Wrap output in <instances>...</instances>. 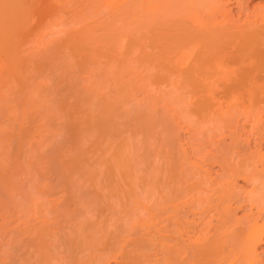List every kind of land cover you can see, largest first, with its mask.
<instances>
[{
	"label": "bare ground",
	"instance_id": "bare-ground-1",
	"mask_svg": "<svg viewBox=\"0 0 264 264\" xmlns=\"http://www.w3.org/2000/svg\"><path fill=\"white\" fill-rule=\"evenodd\" d=\"M231 1L232 0H0V136H3L2 133L6 134L5 136L0 137V146L2 147L1 149L4 150L3 151L0 149V158L1 156L3 157V155H5L3 157V159H5L4 162L7 161L10 165L15 164L14 161H17L16 163L17 166H19L18 163L23 162L21 160H20L21 162L18 161V159H20L18 155L20 157L22 156V154L26 155V153L29 150V147L31 146L29 144L32 142V138L29 135V133L30 131L31 133L34 132L32 130L33 127H30L31 124L30 121L31 120L33 121L36 115L34 116L32 115V112L30 113V110H32L30 109V107L32 108L33 106L35 109L38 110V111L36 110L37 114H40L39 113L40 109H38L40 106L36 107V105L37 104L38 105L42 104V106L43 104L45 105V101H46L45 95L47 93H50L49 90H50V85L52 83L55 84V85L53 84L55 88L52 85L55 90L53 89L54 91H51L52 93L51 96L55 94L57 97H55L54 95L55 98H52L51 101L53 102L54 99L58 98V100L56 99L55 101V103L56 102L58 103H56L57 104L56 108L52 103L51 107H54L55 109L51 108L52 111L53 110L54 111L53 112L51 110L50 111L54 113L55 115L54 117H57V120L54 121L56 122L61 120L62 119L61 117H63L64 120V116H63L64 114H62V112L64 110L67 111L66 110L67 108L65 107H68L66 101H65L66 102L65 105L60 104L59 101V98L62 96L61 93L65 91V88L63 87L65 84L67 85V82L65 83V81L71 83V80L73 79L71 77H74L75 80L73 79L72 81L74 82L75 85V81L78 82L79 79L80 80L78 83L81 82L82 84H85L83 78L91 79L95 84V85L93 84L92 89L94 88L93 91L96 92L95 95L93 96L95 102L93 107L91 105L92 107L91 111L89 112L90 106H88L90 105L89 104L91 101L90 99H89L90 101L89 100L87 101L89 102L87 104L89 109H87L86 102L81 104L78 101L81 104V107L76 106L74 102H73L74 106L73 105L71 106L73 107L72 109L73 113L75 111L77 113L78 107L82 108L84 104L85 107L83 106L82 109L84 110L86 109V112L87 113L89 112L91 116L90 117L84 110L83 112L86 114V115L84 114L85 116L82 115L81 113L79 114V112L77 113L81 116V118L79 119H81L82 121L83 119L85 121L86 118L87 119L86 122H87L89 118V121L87 122L89 124L86 123L85 124L88 125V127L90 126L89 128H91L94 134L93 137L94 139L89 138V140H87V137H89L90 135H88L89 133L87 134V131H84V128L86 126L83 124H82L83 126L80 125V122L82 123V121L79 120L80 122L78 124L80 125L81 129H83L84 134H80L82 131L80 130V127L78 125L79 128H77V131L79 132L81 131L80 133L78 132V136L79 134L81 136L83 135V137L88 135L85 140H84L85 137L84 138L82 137L83 139H81L80 141L81 145L79 146H82V144L84 143L83 147L86 148L87 142L89 144L91 139V146L90 144L87 145L89 149L90 147L92 148L94 147L95 148L94 152L93 149H90L92 151H88V152H86V150L83 151H85L87 154L91 152L90 156L96 153L97 157L96 155L95 157L97 159L91 157V161L93 162L91 163L90 161L89 163V161L86 159L90 160V158L89 157L87 158V155L85 156V154L82 153L83 152L82 150H81L82 154L77 153L78 151L77 149L76 152L71 150L73 153L69 152L70 153L69 155L72 154L73 156H69V158L71 157L70 159L74 160L73 159L74 156L75 159L77 156V158L79 157L78 161L77 160H76L77 162L74 161L75 163L74 162L72 163L71 161L70 162V164L72 163L71 166H69L70 164H67L68 167L66 166L67 168H65L64 167L65 164H64L63 167L65 168V170L70 168L68 169L67 172L69 174L70 173L76 174L75 175L76 178H74V174L73 176L71 175L69 176L67 172L65 173L66 175L65 174L63 175L64 177L68 176L66 177V179L70 178L69 180H65V181L70 182L73 177L75 179L74 182H76L77 181L76 179H78L77 174L80 173L79 170H81V168L85 166V164L83 166L82 163L87 164L88 161L89 164H93V165L96 164L95 167L97 168H94V170H92L93 172L90 171L92 172L91 173L92 175H90V177L92 176L94 180L93 178H90V180L88 181V182L93 181L90 183L94 185L93 187L95 188V190H93L94 188L91 186V184H90V188H92L93 192H97L96 188L98 187L97 188L99 192V193L97 192L98 195L102 194L103 192L104 194H102L101 196L106 198L108 201L109 199L113 201L114 206L112 205V207L117 206L116 207L117 209L108 208L109 207L108 205L110 203L106 199H104V201L106 200L104 203L106 202L109 203L107 204V207H105L104 204L97 206V204H100V201H103V199L102 198L99 199L96 193L95 194L96 198L99 199L100 201L96 199L97 201H99L96 204L95 203L96 200H94L95 202L92 201L93 199L90 201L87 200L88 203L87 201L86 203L88 205L86 203L85 204L88 206V208L87 206H85L84 207L85 210H84L82 208L84 206L83 205L84 198L82 199V202H80L79 199H81V195H77L79 189H77L76 191L74 190L73 192L74 194L71 195L69 194L70 197L68 196V198H70V200L73 199L72 201L74 202L72 203L75 204L76 208L78 206L81 207L80 209H77L78 213L79 211L81 212L83 210L85 214L82 212V215L84 214L85 215L84 219L88 218V220L87 219L84 220L83 219L84 216H83L82 220L86 221L83 222L81 220V217L72 218V214H70L71 215L70 216L69 213L68 214L65 213L67 217L69 216L67 222H65L66 216L65 215H64L65 217L63 216L65 220L63 219V217H61V215H63L64 213V212L62 213V211H64L62 209L61 215L60 214L58 215V213L56 212L58 218H55V221L51 220L54 221L53 223L56 226L54 224L53 226H51L50 224L49 225L46 224L47 227L51 226L50 228L49 227L47 228V231L51 229V231L49 230L50 231L48 235L49 237L47 235L46 236L43 235L45 223L42 224L38 222L39 225L36 224L38 227L40 226L38 228L36 225H34L35 223L34 222L33 225L35 227L33 226L32 227L34 228V230L38 228L36 232L35 231L31 232L30 230H28L27 226L25 225H27L29 220L32 221V218L26 220L30 214V212L29 213L27 212L28 213L27 217L20 218L21 220L22 219L26 220V222L22 220L26 224L24 223L22 224L24 227H22L21 230L24 229V232L23 234L21 232V234L23 235L22 237L24 239H25V235L28 234L26 235L27 236L26 239L28 237L32 238L33 240L31 241L34 243V245L32 244L31 241L29 242H31L32 245L29 244V242L26 239L25 242H28V244H24L22 242L24 241V239L22 238V241H19V244H17L16 246H19L20 248L22 247V249L28 247L27 248L28 252L26 251V253L30 254L29 251H31V254H33L32 256L36 254L32 258L34 259V261L35 258H37L36 260H38L42 256L43 243L42 245L40 243L42 240L47 242L50 239L48 241L49 242L48 244L49 245L52 244V246L56 245V242H58L59 240L61 241L62 237L59 240H57L59 237L58 238L56 237L55 239V235L57 234L53 233L52 227L55 226V228L58 229L57 226L58 223H60L61 225H59L58 232L62 231L61 234H63L64 230H60L61 229L60 227H62V223L64 222L66 224L67 223L72 224L71 221L73 220L74 222V219H76L77 221L76 220L75 221L79 223L76 222L73 223L72 224L74 225L73 227L70 224H68L67 227V225L63 223V227H66L69 230L67 231L66 229V232L67 233L69 232L71 234L68 235L67 233H65V235L67 234L66 235L67 237L62 239V243H64L67 247L65 248L66 250L64 251H67L69 249H74L76 251V254L78 255L74 253H69L71 256L73 254L75 256H79V254H81L83 251H86L89 252L90 256L83 259L81 258V256H79V260H78L77 257L73 258L74 257L73 255L72 256L73 260L72 259L69 260L68 263L66 261V258L70 259L69 255L67 254L63 255L64 251L63 252L61 251L62 253L59 251V253L58 252L56 253L58 254V256L60 254V256L62 255L63 257H66L61 259L59 258L61 261L63 259V261L60 264H63L64 262L65 264L66 262L68 264H99V261H102V259L104 260L102 263H104L106 260L104 259L106 258L105 256L111 253V257H112L113 256L112 253L115 250L114 245L116 243L119 244L122 240L124 241V243L122 244L120 243L121 244L120 246H122L123 248V246L125 245V247L124 249H119V251L121 250L122 256L124 252L125 258L124 256L123 258L125 259V261H127V264H264V256H263L264 255V248H263L264 247V141H263L264 138L262 137V135H264L263 134L264 120H260V117L264 112V10L262 11L261 9H259L258 12L252 15L250 14V15H246L245 18L239 17L236 19L232 15L231 10L226 9V4L231 3ZM67 70L68 71L71 70V71L68 72ZM67 76L71 78V80L63 79V77H67ZM51 79L54 82L48 83V80L50 82ZM62 79L64 80L65 84L61 83L63 82ZM145 80H149V81L151 80L152 82L154 81V83L157 84L161 82L169 85L170 83V85L171 84L173 85V89H176L175 90L176 92L180 91L195 99L194 101H190L186 105V110L188 108V114H191L192 116H195L197 118L196 121L198 122L196 124L202 123V125L203 124L207 125L206 127L207 130H205L206 129L205 128L204 130L200 131L199 134L197 133H195L196 135L192 134L193 136L189 140H187V142L189 141L188 143H190V145L189 144L187 145L186 143L185 144L189 147L191 146L193 155L194 156L198 155V158H201L200 160H202V162L205 161V159L206 160L208 159L212 164V162L215 161H211V160H217L215 163L218 162L217 165L219 164L221 173L220 176L218 177L216 176L217 177L216 179L214 178L215 180L210 178L209 179L204 178L205 175L201 174L202 173L201 171L203 169L201 168L202 166H200L199 163H197L196 161L195 163L191 161L190 160L191 156H189V152H187L188 153L187 154L186 151H184L186 150L183 148L184 146L182 147L183 144L180 145L181 142L179 140L180 138L179 135L175 136V134L179 132L180 128L179 130H177L178 132H176V129L175 131L172 130L174 129L173 121H176L173 120L175 116L172 119L173 121L171 119L169 120V118L170 117L172 118V116H169L168 119H166L169 121V123H171L170 121H172V125L168 124V121L164 119L161 120L160 124H158L157 119H154L155 117L153 118L151 117V119L146 120V118H144V116L140 113L141 110L137 106H136V108L138 109L137 112L136 109H133L134 111L128 110V112H125L127 111V109L124 110L125 104L127 103L129 105V104H133L132 102L135 103V101L131 99L132 98L131 95L135 96L136 94L130 89L132 87L129 86L128 88L127 85L129 84L128 82H134L135 84V82L137 83V81H145ZM124 81L125 84L122 83ZM46 84L49 86L48 89L45 88ZM74 85L72 86L75 87ZM103 85L105 87V90L103 89L104 88ZM105 85L108 87L107 91H106L107 87ZM82 87H85V85L81 86V88H79L78 86L79 89H82ZM137 87H134V91L140 93V91L143 88L144 89L146 88V85L145 87H143V85L138 87L140 89L138 91H137ZM158 87L160 86L158 85ZM42 88H44L45 91ZM66 88L68 89L69 87ZM147 89H146L147 93L150 92L149 89L148 90ZM42 90L44 92L47 91V93L45 94ZM60 90L62 92H60ZM73 90L75 91V89ZM83 90L87 91L86 87ZM162 90L164 91L165 89ZM82 91H80L81 95L86 92V91L85 92ZM131 91L134 94H132ZM142 91L144 92V90ZM97 92L99 95H102L100 96L102 98L104 96L106 97L105 93L107 94L109 92L108 94L110 97L109 99L104 97L105 98V99L103 98L104 101L108 99L105 102L100 101L103 99L99 97ZM103 92H104V96H103ZM67 93L68 91L66 90L65 94L67 95V97L65 98L68 99V97H70L76 100L74 97L69 96V95H73L74 93L73 94L72 93L67 94ZM147 93L145 94L147 95ZM80 94H79L80 97H82L83 95H85V97L83 96V98L88 97V92H86V94H83L82 96ZM136 96L135 98L137 99ZM154 97H156V95H154ZM181 97H179V99ZM65 98L63 97L62 99ZM130 99L132 100L131 103L127 101ZM187 99H189V97H187ZM217 99L218 100L222 99L221 103L217 104L218 101ZM181 100L183 99L181 98ZM211 100H213L216 104H214L213 101L211 102ZM142 103L144 104L145 101H143ZM148 103L151 105V103L153 102L150 103L148 99ZM183 104L184 103H182L181 105L182 107L184 106ZM61 105L63 106L61 107ZM150 105H148L146 110L151 114L154 113L156 110L154 108V103L152 106ZM94 106L100 108L99 112L95 109ZM125 107L128 108V106ZM180 108L181 107H179V109ZM60 109H62L63 111L60 112ZM183 109L185 108L183 107ZM68 110L70 111L71 109H69L68 107ZM166 110L168 109H165V111ZM65 111L63 113H65ZM117 111L118 113H116ZM132 111L135 112L136 114L135 116L132 114ZM174 111H176V109ZM179 111H178V115L180 113ZM35 112L33 114H35ZM94 112L95 115H93ZM96 112L98 114H96ZM186 112L182 114H187ZM43 113H45V111ZM76 113H74V115H76ZM126 113H129L127 114L128 119H125L124 117ZM58 114H61L62 116L61 115L59 116ZM67 114L70 115L71 112L67 111ZM131 114L134 117L131 116ZM174 114H176V112ZM27 116H31V118L32 116L34 117L33 119L28 120L29 117ZM82 116L85 118H83ZM121 116H123L124 118H121ZM154 116H157V114ZM119 118L121 120H119ZM184 118L185 117H183V120L187 121V119ZM239 118H241V120L243 119L242 121H244L243 122L244 124L242 122H239ZM39 119L40 121L38 120V118L35 119L37 120L36 123H38L36 125L38 126L41 125L40 127H43L44 130V126H42V123L47 119L46 120L44 119L43 122L41 121V118ZM66 119H67L66 122L68 123L67 127L70 126L67 128V130L71 131V127H72L71 122H75L74 121L75 119L74 120L71 119L72 120V121L70 120L71 122L68 120V117ZM122 120H125L123 121L125 122V124H127L126 121L130 122L129 124H131L133 128H131V125L130 126L125 125L122 122ZM76 121H78V119ZM111 121H114L115 123L117 122L113 128L114 133H116L115 131H117L115 129L119 128V130L125 135L127 132L129 135L130 132L129 135L130 139L135 138L137 136H139V138L141 139L142 138L141 134L148 137V140L146 142H148L149 139L151 142L149 146L145 147L144 145V147L146 148L144 150L147 149L150 151L153 150L152 153L155 154L154 155L155 157L153 156V154L151 155L147 154L150 152L148 150L146 152L147 155L145 156L144 154L145 151H142L143 150L142 149L143 147L141 146L142 144L139 143L138 141L136 143L140 145H134L136 143H134L135 141L133 142V139L132 142H130L131 140L128 141L129 140L127 138L128 135H126V138H123L121 141L120 139L121 132L119 130H118L119 132H117L118 135L117 133L115 135H113L114 133L112 134L114 137L113 138L111 133L109 132V130L112 128V124L110 123ZM120 121H121L120 124L123 123V125H125L124 126L126 127L125 130L127 129L126 133L123 132L124 130L123 126L117 125ZM40 122L42 123L40 124ZM33 123L35 124V122ZM65 123H63V125ZM43 124L45 126L47 125L45 124V122ZM63 125L61 127H63ZM248 125H252L250 126L251 129H254L256 126L258 129V125L259 128L262 129L261 132L259 131L260 129L258 130L259 139H257L258 142L254 144L253 152H251L253 150L252 148L253 145L251 140L252 139L251 137L253 135L252 134L253 130L251 129L249 130ZM57 126H60L59 123ZM8 127L10 131L13 130L12 133H14V131L17 130L18 134L17 132H15L14 134H12L11 132L7 133L9 132L8 130L6 132V129H8ZM128 127L130 128L128 129ZM74 128L75 127L73 126L72 130H74ZM60 129L61 128H59V130ZM62 129H66V126L65 128ZM130 129H134L133 130L134 132L137 131L138 133L137 132L135 133L137 135H135L133 131H130ZM156 129L159 130L158 137H160L159 135L161 134L169 142L170 141L174 142V140L178 139L175 141L176 147L178 146V148H174V146L173 147L170 146L171 143L173 145L175 144L173 142H170L169 145L165 143V149L163 148L164 152H162L157 147V145L158 144L160 145L161 142L157 143L156 141L155 144V142H152L153 140H155L153 138V135H150ZM200 129H202V127H200ZM71 132L69 133L71 134ZM73 132L72 134L76 133V131L74 133ZM38 133H40L39 134L40 136L41 132L39 131ZM244 133L247 134V137L245 139L242 138ZM34 134H36V132H34L33 135ZM198 135L200 139L203 140L202 142L206 146H208L209 143L211 144L214 143L213 142L214 140L211 142L210 140L208 141L207 140L208 137L210 138L216 135H220L218 138L219 139L221 138V140L218 141L217 146H215L217 149L214 154L213 152L209 151L210 148H208L209 149L208 150L203 147L205 150H208L205 152L206 154L203 153L201 150H199V148L202 147H200V144H198L199 143V141H197ZM61 137L63 138V135ZM40 138H42V136L39 137V139ZM227 138L229 140V143L226 142ZM109 139L117 143L113 144V141L110 142ZM116 139L117 140L120 139L119 141L122 145L118 144L119 141H117ZM41 140H39V142ZM66 140H68V138ZM159 141L163 142V140L161 139ZM24 142L26 143L27 146L29 145L26 153H24L25 151H23L26 149L23 146ZM101 142L102 144H105L106 148L104 147L103 149V147H100L102 146V144H99ZM255 142L256 140L254 141V143ZM6 143L9 144L8 145L9 147L10 144H13V146L14 145L17 146L15 147V149L17 148V152H15L16 154H18V155L15 154L17 156V159H15L16 158L15 155H13V157L10 156L12 155V152H10L9 153L10 155H8L10 149H8ZM39 144L37 142L38 148H40ZM44 144L46 145V143ZM92 144L95 146H92ZM154 145L156 146V148H154L155 147ZM5 146L7 147L8 152L5 150L6 149ZM13 146H11V148H13ZM134 146H137L138 149H136L137 147ZM139 146H141L142 148ZM151 146L156 150H154ZM31 147H30V155L31 154L33 155V153H31L32 152L31 149L35 150L37 148H31ZM83 147H81V149ZM19 150L23 151V153L21 152L18 153ZM157 150L161 152L160 156L159 154H156L158 152ZM55 152H56V148H55ZM200 152L203 153V155ZM37 154L38 153L36 152V154L34 155L35 158L37 156L39 157V154L38 155ZM43 154L45 156V153ZM76 154H78L79 156ZM6 155L12 157L11 160L14 161L12 162H10L11 160L8 161L7 159L9 158L6 159V157H8ZM148 155L150 157L153 156L154 158L153 157L148 158L147 157ZM81 156L82 158L86 157V159H84L83 161ZM156 157L157 159L158 158L160 159L161 157V161L158 159L159 161L157 163ZM24 158L26 159L27 157ZM152 158L154 161H152ZM55 159H57V157ZM79 159L81 161H79ZM149 159H151L150 161L153 163L152 165L151 162L148 161ZM94 160L97 162H95ZM31 161H33V159ZM147 161L150 163H147ZM53 163L55 162L53 161ZM62 163H66V162H62ZM76 163L78 164V166H76L78 170L75 169L76 168L75 165H77ZM5 164L9 165L7 163ZM55 164L57 165V163ZM58 164H60L61 166V163L58 162ZM10 165L7 166L9 167L7 168L8 170L7 169L5 170L3 168L4 172L1 171V173L6 175H4L5 177H3V174L0 173V178H1L0 180L4 178L5 179L9 178L8 180H5L6 182L10 180L7 184H9L12 180L13 182H11V184L13 183L12 185H15L16 184L14 180L16 177L15 173H17V175L19 176L20 175L19 172L22 171L21 168L23 166H20V168L19 167L15 168V166L12 165L14 167L11 170V172L14 170V168L15 170L18 171L15 172L14 170L12 173L8 174L7 172L10 171V168L12 167V166L10 167ZM32 165L36 167L37 163L35 164L32 163ZM25 166L26 165H24V168ZM91 166L92 165H89L90 169H93L92 167L94 166L92 167ZM34 167L30 165V167L28 166L27 169H23V172L21 173L25 174L29 172L28 173V175L30 174L29 177H34L35 175V177L37 178L38 174L43 173L42 175H45L46 172L50 170V168L48 167L49 170L47 169L48 171L45 170L46 172H44L43 171L45 169L44 167V169L40 168L43 169L42 170L43 172H41L40 170L38 172L37 170L38 168L36 167L37 169L35 170ZM57 167L58 166H56V169L59 168ZM31 168L35 170L34 172L36 171L37 172L36 173L33 172L32 174ZM86 169L81 171L85 172ZM24 170H27V172H25ZM52 170L54 169L52 168ZM62 170L64 169L62 168ZM74 170H76L77 172L76 171L74 172ZM88 171L89 170H87V172ZM51 172L54 173V171ZM42 175L40 177H42ZM87 176L89 177V175ZM87 176L85 177L86 179ZM94 176L95 177L97 176L98 179L99 177H101L100 179H102V181H100V183L99 182L97 183L98 180ZM119 176L121 181L118 178ZM36 178L35 179L31 178L34 180H31V183L29 182L28 183L29 185L25 187V189L26 190L28 189V191L22 189L23 191L24 190L25 191L24 192L21 191L23 193V196H21L22 193L18 195V197H20L18 198L19 200L17 199L18 203H21L22 199L23 200L26 199L25 196L30 198L31 196H33V195L30 196V194L37 193V192L34 193V190L35 191L40 190L38 186H35L36 181L39 184V180L38 178L36 180ZM50 179H52V177ZM103 179L105 180L104 182ZM115 179H117V181ZM28 180L29 178L26 177V182ZM190 180L193 183H189ZM238 180H244V182L247 181V183L248 182L251 183L252 188L251 191H249L250 193L246 195H241L242 190L241 191L236 190V185L239 184V183L237 184ZM2 181L3 184L6 183L4 180ZM94 181L98 185L105 183L103 184L105 188L102 185L99 186L96 185ZM49 182H51V180ZM77 182H76L77 185L74 184L75 186L83 184V181H81V184H78L80 183V181L78 183ZM84 182H86V180ZM86 184L87 182L85 183V185ZM32 185H34V187L35 188L37 187L38 189L37 190L33 189L34 187ZM122 185L126 189L122 187ZM1 186L2 185H0V188L3 192L4 190H7V189H2L4 185L2 187ZM28 186L29 187L31 186L30 188L32 191L29 190V188H27ZM47 187H49L50 191H52L50 186H46V188ZM100 187H103L104 190L103 191L100 190L102 189ZM119 187L120 188L122 187L121 188L122 191H120ZM44 188L45 187H43L42 189ZM54 188L56 187L54 186ZM86 188L88 189L89 187ZM11 189H13V191ZM11 189L4 192V194H6V197L3 195V193L0 196H2V198L4 197L5 199H7V197L9 198L13 192L15 195L16 191H18L16 187H13ZM47 189L45 190L47 191ZM105 189L107 193L104 192ZM19 190H21L20 187ZM8 191L11 192L8 193ZM30 191L31 193H28ZM72 191L73 190H69V193H72ZM39 193L41 195V192H38V194ZM105 193L109 194V196L105 195ZM75 194L77 196H74ZM78 194H80V192ZM14 195L12 194V196ZM12 196L10 199L14 200L15 197H13L14 198L13 199ZM4 198L2 199V201L5 200ZM70 200L69 199L67 200L69 207L71 206V203H69L71 202ZM77 201L80 204L82 203V205H78V204L76 205V203H78ZM4 202L6 203L0 204L2 208H3L2 205H4L3 208L4 211L3 210L2 211L11 212L13 210L12 208H11L12 210L10 209V211H6V210L12 207V203L9 204L8 208L5 210L8 204L6 200ZM89 203L90 204L92 203L91 206L94 205L95 209L94 207L89 206ZM32 204L28 206L31 207ZM68 204H63V206L65 207L64 209L71 211L70 209H67ZM28 206H26L24 209L21 206L19 209L28 211L27 208ZM63 206H59L58 209H61L60 207L63 208ZM246 206L249 207L247 210L245 209ZM30 207L29 209H32ZM56 207L54 208L56 209ZM89 207L91 209H94V211L96 210V207H98V209L100 207L99 209L100 212L97 211V213L99 212V214L102 215L104 214V216H106L105 214H107L106 219L105 217L102 220L96 218V220L99 221L95 222V225H93L94 221L93 224H90V222L92 223L90 219L93 218L94 216L90 217L91 213L89 214V212L92 211L93 213V210H91ZM108 209H110L111 211ZM22 210L20 212L25 216L26 213L25 211L23 213ZM86 210L87 212L89 210L88 212L89 216H87L88 214ZM34 211L31 212L34 214ZM45 211L46 210H44V212ZM112 211H114L115 215H111ZM211 211L214 212L212 215L210 214ZM240 211H245V212L244 214H242V216L238 217L240 215L239 213ZM12 212L13 213L15 212L16 214L18 213L17 210H13ZM12 212L9 214L14 216L15 213L13 214ZM79 214H80L79 216H82L81 213ZM120 214H122L123 216ZM116 215L117 217H115ZM13 216L10 217V215H8L7 217H9V220L13 218V220L11 221H14L15 217ZM113 216L115 218H112ZM1 218H3V216H1ZM40 221H42V219ZM44 221L45 220H43L42 222ZM56 221L59 222L57 223ZM76 224H78V227L80 229L77 226L75 227ZM81 225L88 226L89 228L87 229L84 226L81 227ZM70 226L73 228V230L70 228ZM96 229L99 230L97 231ZM5 230H7L8 232V229ZM38 231L40 234L42 233L43 236L42 235L40 236ZM96 232L100 234H96ZM30 233L31 236L29 235ZM34 235L39 238V240H36L37 244L34 240L35 239ZM73 235L76 240L73 239ZM42 237L45 238L47 237V238L42 239ZM30 238H28V240H30ZM102 240H104L105 242L103 243L102 249L99 250L97 244L99 243L101 245L100 242H102ZM67 241H69L68 245L66 243ZM73 241H76V243H74ZM21 243H23V245L26 246H22ZM35 245H37V248ZM16 246L15 248H17ZM69 246L71 248H69ZM38 247L39 248L41 247L42 249V250L40 249L41 255H39L40 250ZM115 247H117V245H115ZM15 248L12 247L10 249H13V252L15 253L19 252L18 249L14 250ZM47 248L48 247H46V250ZM79 248L82 251L76 250ZM22 249L19 250H21L22 252ZM59 249H62V247L57 248V250ZM33 250H35L38 254ZM55 250L56 249H54V252ZM52 252H46L45 254L48 253V256L46 257L47 258L50 257L51 254L49 255V253ZM56 254L54 256H56ZM82 254L85 255L84 253ZM159 255H161V257H159ZM27 256H26L27 263L26 262L24 263L42 264V258L38 260L39 263L37 261H35V263H31L30 261H33L31 259L32 256H28V257ZM108 257L110 258V255L107 256V258ZM157 257L159 258V260H157ZM17 259L20 262V264L21 263L24 264L22 262L23 261L22 259H25V256L24 257L18 256L16 258V261ZM28 259L30 261H28ZM50 259H52V256L49 258V260ZM55 259L56 261H58L57 263L60 262L59 259L57 260V256L55 257ZM74 259L75 262L77 263L74 262ZM18 261L15 262V264H18L19 263ZM120 261L119 264H121ZM48 263L49 262L47 261V264Z\"/></svg>",
	"mask_w": 264,
	"mask_h": 264
},
{
	"label": "rangeland",
	"instance_id": "rangeland-1",
	"mask_svg": "<svg viewBox=\"0 0 264 264\" xmlns=\"http://www.w3.org/2000/svg\"><path fill=\"white\" fill-rule=\"evenodd\" d=\"M238 1H239V2H238ZM246 5H247V6H246ZM262 5H264V0H232L231 3L226 4V9H227V10L230 9L232 15L234 16V18L237 19V18H239V17L245 18L246 15H250V14L252 15V14L258 12L259 9H261V10L263 11V10H264V6H262ZM255 7H256V8H255ZM247 8H248V9H247ZM238 10H239V11H238ZM241 10H242V11H241ZM243 10H244V11H243ZM241 12H242V13H241ZM244 12H246V13H244ZM237 13H238V14H237ZM244 14H245V15H244ZM67 71H68V70H67ZM69 71H71V70H69ZM69 71H68V72H69ZM67 77H68V76H67ZM67 77H63V79H64V80H65V79H66V80H67V79H68V80H71V78L74 79V77H71V78H69V77L67 78ZM75 78H76V77H75ZM81 78H82V77H81ZM63 79H62V80H63ZM73 79H72V80H73ZM83 79H84L85 84H82L81 82L78 83L80 79L78 80V82L75 81V85H74V82H73L72 80H71V83H70V82L68 83V81H65V83L67 82V85L64 83V80H63V82H61L62 80L60 81L61 83H64V84H65L64 87L61 85L63 88H65V91L62 92V91L60 90V92H62V93H61L62 96H61V95H60V96H61L62 98H63V97H64V98L67 97V95L65 94V92H66V90H67L69 94H71V93L73 94V93H74L73 95H69V96L74 97V98L76 99V100H74L73 98H70V97H68V99H67V98L62 99L61 97L59 98L60 104H64V105H65V103L67 102L68 105H67V104H66V105L69 107V109H71V110L69 111V110H68V107H65V106H64L65 108H67L66 110H67L68 112H71L70 115H68L69 113L67 114V111L64 110V107H63V110L65 111L66 114L63 113L64 111H63L62 109H60V112L63 111L62 114H64L63 116H64V120H65V121L63 120V117H61L62 119H61V118H60V119H61L62 121L58 119L59 121L54 122L55 120H57V117H54L55 115H54V113H52L54 110L52 111L51 108H54V107L56 108V107H57V104H56V103H58V102L55 103L56 99L58 100V98L54 99L53 102L51 101L52 98L57 97V96L54 94V92H53V94L55 95V97H54V95L51 96V94H52L51 91H54V90H55V89H54V88H55V86H54L55 84H54V83H52L51 85L49 84V85H50V90H49L50 93H47V91L44 92L45 89L42 88V89H44V91H43V90H42V91H43L45 94L47 93L48 96H49L50 98L47 96V94H46V95L44 94V95L46 96V98H45V100H46V101H45V105H44V104H43V106H42V104H41V105H40V104H39V105H38V104L36 105V107L40 106V107L38 108V109H40V110H39V111H40V112H39L40 114H37V111H38V110L35 109L33 106H32V108L30 107V109H32V110L29 109V110H30V113L32 112V115H34V116L36 115V116H35V117L32 116V118H31V116H27V117H29L28 120H29V119H33V117H34L33 121H32V120H31L32 122L30 121V123H31V124H30V127H33V129H32V128H31V129H32L34 132H36V134L33 135L34 132L31 133V131H30L29 135H30L31 138H32V142H31L32 144L30 143L29 145L33 146V145L35 144L33 147H31V146H30V147H31V148H37V149H38L39 151H41V152H39L37 149H35V150L33 149V150H34V152H33V150L31 149V151H32L31 153H33V155H32V154L30 155V147H29V150H28V152L26 153L27 148H28L29 145L27 146L26 143L24 142L23 146H24L26 149L23 150V151H25L24 153H26L27 156H26L25 154H22V156L20 157L18 154L15 153V152H17V148L15 149V147H17V146H16V145L13 146V144H10V147H9V146H8L9 144L6 143V145L8 146V149H10V151L8 152L7 147L5 146L6 149L4 148V149L8 152V155H10L9 153L12 152V155H10V156L13 157V155L16 154V155H18V157L20 158V159H18V161H19V162L23 161V162H21L22 164H21V163H18L19 166H17V164H16L17 161L11 160L12 157H9L8 155H6V156H8V157H6V159L9 158V159H7L8 161H10V160H11L10 162L14 161V163L16 164V166H15V164H11V165H10L7 161L4 162L5 159H3V157H4L5 155H3V157L1 156V158H2L3 160L0 158V168L2 167L1 170H0V173H1V171L4 172L3 168H4L5 170H6L7 168H9V167H7V166H9V165H10V167H11L12 165H14L15 168H16V167H17V168H18V167L20 168V166H23V167L21 168L22 171L19 170V171L23 172V169H27L28 166L30 167V165L34 167V165H32V163H33V164L37 163V166H36V167H37L38 169H37L36 167H34V168H35V170L37 169L38 172H39V170H40L41 172H43V171L46 172L45 170H47L48 167L50 168V170L48 169L50 172L47 170L48 172H46V174H47L48 176H47L45 173H44V174H45L46 176H45V175H42L43 173H42V174H41V173L38 174L37 178H38V180H39V184H40V185L37 183V181H36L37 178L35 177V175H34V177H29V175H30V174L28 175L29 172H28V173H25V172H27V170H24V171H25L24 173H25L26 175H25V174H22L21 172H19L20 175L18 176L17 173H15V172H17L18 170H15V168H14V170H15L14 173H15V176H16V177H15L14 180H15L16 184H15V182H14V184H15L16 186H15V185H12L13 183L11 184V182H13L12 180H11V182H10L9 184H7L10 180L7 181V182H6L5 180H8L9 178H8V179H5V178L2 179V180H4V181L6 182L5 184H3V183H2L3 181L0 180V185H2V186L4 185L3 187L1 186L2 189L10 190L11 188L16 187L17 190H18V191L15 190V191H16L15 195H14V192L12 193L14 196H12V194L10 193L11 196H12V198L15 197V199L13 198L14 200H11V199H10V198H11L10 194H9L10 197H9V198L7 197V199H5V198L3 197V198L7 201V204H8V205L6 206V208H5V210L8 208L9 204L12 203V207H10L9 209H7L6 211H10V209L12 208L13 210H17V211H18L17 214H16L15 212H14V213H15V214H14V213L12 212V211H13L12 209H11V210H12L11 212L14 214V216L11 215V214H9V213H11V212H3V211H4V209H3V208H4V205H2L3 208H2L1 205H0V207L2 208V209L0 208V210H1V211H0V229H1V230H0V264H15V262L18 261V259H17V261H16V258H17L18 256H20V257H24V256H25V259H22V260H23L22 262H23V263H24V262L27 263V261H26V260H27L26 256H27L28 253H26V251H27V248H28V247H26L25 249H24V248L22 249V247L20 248L19 246H16L17 244H19V241H22V238H23V237H22V236H23L22 234H23V232H24V229H23V230H21V229H22V227H24L22 224H23V223L26 224V223H25L26 220H29V219L32 218V221L29 220V222H31V223H29V222L27 221L28 223H27V225H25V226H27L28 230H30L31 232H32V231H35V232H36V230L40 227V226H39V227L37 226V225H39V223H42V224L45 223V225H44V230H43V231H44L43 235H44V236H46V235L48 236V235H49V232L51 231V229H49L50 231H49V230L47 231V228H48L49 226L47 227L46 224H48V225L50 224L51 226H53V224H54L53 222L55 221V218H58V215H59V214L61 215V211H62V209L64 210V211H62V213H63V212H64V213H63V215H61V217H63V216L65 215V213H66V214L69 213V215L72 214V218H73V217H74V218H75V217H76V218H80V217H81V220H82V217H83V216H84L83 219L85 218V215H84L85 213L83 212L82 209H81L82 211H81V212L79 211V213H81V215H82V212H83L84 214H83L82 216H79L80 214L78 213V210H77V209H80L81 207L78 206V207L76 208L75 204L72 203V202H74V201H72L73 199L70 200V198H68L69 194H70V195H71V194H74V193H73L74 190L76 191L77 189H79L80 194H78L79 192L77 191V192H78L77 195H81V199H79L80 202H82V199L84 198V199H83V200H84V203H83L84 206L82 207L83 209H84L85 206L88 205V204H87V203H88L87 200L90 201V200L93 199L92 201H94V200L97 199V198H96V195H98V193H99V192H98V189H97L98 187L96 188V191H97L98 193H97V192H93V191H92V188H90V184H91L90 182H93V181L88 182V181L90 180V178H93L92 176L90 177V175H92L91 173L93 172L92 170H94V168H97V167H95L96 164L93 165V164H89V163H90V161H91V157H94L95 159H97V158H96L97 155H96V153H95V154H93V155L90 156L91 152H89L88 154L86 153V152H88V151H92V150H90V149H93V152H94V149H95V148H94V147H93V148L90 147V149H89V147H88L89 144H90V146H91V139H90L89 144H88V142H87L88 145L86 144V148L83 147V145H84L83 142H82V143H83L82 146H79V145H81V143H80L81 139H83L84 137H85L84 140L86 139V137H87L88 135H90V136L87 137V140H89V138H93V137H94L93 131L91 130V128H89L90 126L88 127V125H86V124H89V123H87V122L89 121V118L87 117V118H88V121H87V122H86L87 119H86L85 117H83V116H82V117L85 118V121H84V119H83V121H82L81 119H79V118H81V116L79 115L80 113H81L82 115L85 114V113L83 112L84 109H82L83 106H84V104H83L82 108H80V107H81V104L84 103V102H86V106H87V104L89 103V102H87V101L90 99V100L92 101V103H93V104H92L91 101L89 100V101H90V103H89L90 105H88V106H90V110H89V112H90L91 109H92V107H93V105H94V102H95L93 96H94L95 93H96V92L93 91L94 88L92 89L93 84H94L93 80H91V79H87V78H83ZM74 80H75V79H74ZM76 80H77V79H76ZM81 81H82V80H81ZM150 81H151V80H150ZM150 81H149V80H145V81H137V83L135 82V84H134V82H128V81H127V82L129 83V84L126 83V84L128 85V88H129V86L132 87V88H130V89H131L134 93H136L135 96L137 95V96H136L137 99L135 98L134 95H133L134 98H133V96L131 95V97H132L131 99H133V101H135V103L132 102L131 99H130V100H127V101H129L130 103L132 102L133 104H129V105H128V104L126 103L125 106H128V108H126L125 106H124L125 109H124L123 107H122V108H123L124 110L127 109V111H125V112H128V110L131 111V110H133V109H136V112H137V110H138V109L136 108V106H137V107L141 110V111L139 110L140 113L144 116V118H146V120L151 119V117H152V118L155 117L154 119H157L158 124H160L161 120H163V119H164V120L168 119L169 116H172V118L170 117L169 120H170V119L172 120L173 117L175 116L173 120H176V121H173V120H172V121H173V124H174V125H173V126H174V129H172V130L175 131V129H176V132H178L177 130H179V128H180V130H181V131L179 130V132H178L177 134H175V136H176V135H179V137H180L179 140H180L181 143H180V142H178V143H180V145L183 144L182 147L184 146L183 148L186 149V150H184V149H183V150L186 151V153L189 152V156H191V157H190V160H191V161H193L194 163H195V161H196L197 163H199L200 166H202L201 168H203V169H202V171H201V169H200V171L202 172V173H201L202 175H205V177H204V176H201V177H204V178H207V179H209V178H210V179H214V178L216 179L218 176H220V173H221L220 168H219V164L217 165L218 162L215 163L217 160H211V161H215V162H212L213 165L211 164V162H210L208 159H207V160L205 159V161L202 162V160H200L201 158H198V155H195L197 158L193 155L192 150H191V146H190V147L187 146L188 144L190 145V143H188L189 141L187 142V140H189V139H190L195 133L199 134L200 131L204 130V129L207 127V125H205V124H203V125H204V126H203L202 123H201V124H196V123L198 122V121H196L197 118H196L195 116H192L191 114H188V108H187V110H186V105H187L190 101H194L195 99L192 98L191 96H188V95H186V94L180 92V91H177V92H176V91H175L176 89H173V85H172V84L170 85V83H169V85H168V84L161 83V82L157 84V83H154V81H153V82H152V81L150 82ZM51 82H54V81H52V79H51L50 82H49V80H48V83H51ZM84 82H83V83H84ZM142 82H143V83H142ZM155 82H156V81H155ZM48 83H47V84H48ZM77 83H78L79 85H78ZM122 83L125 84V81L122 82ZM122 83H121V84H122ZM152 83H153V84H152ZM47 84H46V87H45V88L48 89L49 86H48ZM53 84H54V85H53ZM70 84H71V85H70ZM160 84H161L162 86H161ZM218 84H219V83H218ZM44 85H45V83H44ZM52 85L54 86V88H53ZM72 85H74L75 87H73ZM77 85L79 86V88H81V86L85 85L87 91H86V90H83L85 87H82V89H79ZM94 85H95V84H94ZM107 85H109V84H107ZM111 85H112V83H111ZM142 85H143V87H145V85H146V88H145V89H144V88L142 89V90H144V92H143L142 90L140 91V93H139V92L137 93L136 91H134V87H137V86L140 87V86H142ZM155 85H156V86H155ZM158 85H159L160 87H158ZM165 85H166V87H165ZM47 86H48V87H47ZM101 86H102V85H101ZM105 86H106V85H105ZM147 86H148V89H149V91L151 92V94H150V92L147 93V91H146ZM215 86H216V85H215ZM62 87H61V88H62ZM66 87H69V88L67 89ZM103 87H104V85H103ZM106 87H107V86H106ZM138 87H137V91L140 90ZM155 87H156V88H155ZM168 87H169L170 89H169ZM217 87H218V85H217ZM61 88H60V89H61ZM110 88H111V87H110ZM160 88H161V89H160ZM47 89H46V90H47ZM51 89H52V90H51ZM53 89H54V90H53ZM70 89H72V90H70ZM73 89H75V91H74ZM103 89L105 90V87H104ZM107 89H108V87L106 88V91H107ZM148 89H147V90H148ZM155 89H156V91H155ZM162 89H165V90L163 91ZM77 90H78V91H77ZM79 90H80V91L83 90L82 92H85V91L88 92V97H90V98H88V97L83 98V96L85 97V95H83V94H86V92L83 93V94H82L83 96H82V95L80 94V91H79ZM109 90H110V89H109ZM135 90H136V88H135ZM161 90H162V91H161ZM166 90H167L168 95H167V93H166ZM168 90H169V91H168ZM170 90H172V91H170ZM49 91H48V92H49ZM73 91H74V92H73ZM132 91H131V93H132ZM157 91H158V93H157ZM93 92H94V94H93ZM99 92H100V91H99ZM154 92H155V93H154ZM164 92H165V93H164ZM172 92H173V93H172ZM174 92H175V93H174ZM55 93H56V92H55ZM68 93H67V94H68ZM76 93H77V94L79 93L82 97H80L79 94H78V96H79V97H78ZM108 93H109V92H108ZM108 93H107V94H108ZM131 93H130V94H131ZM134 93H132V94H134ZM145 93H147V95H146ZM159 93H160V95H159ZM179 93H180V94L182 93V94L180 95ZM49 94H50V95H49ZM56 94H57V93H56ZM97 94H98V92H97ZM107 94L105 93V95H106V97H105V96H104V92H103V96H104L105 98H108V99H109L110 96H109V94H108V96H107ZM143 94H144V95H143ZM153 94L156 95V97H154ZM174 94H175V95H174ZM98 95H99V94H98ZM166 95H167V96H166ZM76 96H77V98H76ZM100 96H102V95H99V97H100ZM159 96L161 97V99H160ZM181 96H182V97H181ZM99 97H98V98H99ZM104 97H103V98H104ZM128 97H129V96H128ZM163 97H164V98H163ZM172 97H173V98H172ZM177 97H178V98H177ZM179 97H181L183 100H181V98L179 99ZM184 97H185L186 100L184 99ZM187 97H189V99H187ZM80 98H81V99H80ZM100 98H102V97H100ZM103 98H102V99H103ZM105 98H104V99H105ZM142 98H143V99H142ZM146 98H147V99H146ZM47 99H48L49 101H48ZM60 99L63 100V101H61ZM71 99L74 100V101H72ZM78 99H80V100H78ZM104 99H103V100H100V101L105 102L106 100H108V99H106V100L104 101ZM127 99H128V98H127ZM135 99L137 100V103H136V100H135ZM148 99H149V102H150V103H151V102L154 103V108H155V110H156L154 113H151V114H150V112H148V111L146 110L147 107H148V105H150V104L148 103ZM159 99H160V100H159ZM215 99H216V98H215ZM67 100H69V101L71 100V101L69 102V101H67ZM85 100H86V101H85ZM138 100H139V101H138ZM141 100H142V101H141ZM146 100H147V101H146ZM164 100H165V103L167 104V106H166V104L164 103ZM209 100H210V98H209ZM213 100H214V99H213ZM213 100H211V102H212ZM217 100H218V99H217ZM65 101H66V102H65ZM75 101H76V102H75ZM78 101H79L81 104H80ZM143 101H145L144 104L142 103ZM158 101H159V103H158ZM218 101H220V102H218ZM218 101H217V104L221 103L222 99H221V100H218ZM50 102H51V103H50ZM68 102H69V103H68ZM73 102L75 103L76 106H80V107H78V111H77V113L79 112V114L76 113V111H75L76 109H75V110H74V111H75L74 113H76V115H74L73 110H72L73 107L71 106V105L74 106V103H73ZM146 102H147V103H146ZM181 102L184 103V104H183V105H184L183 107H184L185 109H183V107L181 106V105H182ZM213 102H214V101H213ZM46 103H48V104H46ZM52 103L54 104V107H51V106H52ZM70 103H71V104H70ZM101 103H102V102H101ZM139 103H140V104H139ZM153 103H151L150 106H152ZM174 103H175V104H174ZM177 103H179V104L181 103V104L179 105V104H177ZM223 103H224V102H223ZM55 104H56V106H55ZM77 104H80V105H77ZM145 104H146V105H145ZM147 104H148V105H147ZM214 104H216V103L214 102ZM91 105H92V107H91ZM142 105H143V106H142ZM163 105H164V106H163ZM62 106H63V105H61V107H62ZM76 106H75V107H76ZM88 106H87V109H89ZM130 106H131V108H130ZM133 106H134L135 108H134ZM155 106H156V107H155ZM174 106H175V108H174ZM48 107H49V108H48ZM84 107H85V106H84ZM94 107H95V106H94ZM132 107H133V108H132ZM157 107H159V108H157ZM165 107H166V108H165ZM179 107H181V108L179 109ZM55 108H54V109H55ZM33 109H35V110H33ZM41 109H42L43 112L45 111V113H46V112H47V113H46V114L43 113V112L41 111ZM45 109H46V110H45ZM93 109H94V108H93ZM95 109H96L98 112H99V110H100L99 107H95ZM123 109H122V110H123ZM160 109H161V110H160ZM162 109L164 110L165 113L163 112ZM165 109H168V110L165 111ZM175 109H176V111H174ZM29 110H28V111H29ZM36 110H37V111H36ZM50 110H51L52 112H51ZM158 110H159V111H158ZM179 110H181L182 112L179 111ZM183 110H184V111H183ZM35 111H36V112H35ZM48 111H50L51 113L48 112ZM84 111L86 112V109H85ZM120 111H121V110H120ZM133 111H134V110H133ZM133 111H132V114L135 116L136 114H135V112H133ZM178 111H179L181 114L179 113V115H178ZM186 111H187V112H186ZM34 112H35V114H33ZM55 112H56V111H55ZM89 112H88V113L86 112V113L90 116ZM125 112H124V113H125ZM166 112H167V114H166ZM175 112H176V114H174ZM185 112H186L187 114H182V113H185ZM56 113H57V112H56ZM92 113H93V112H92ZM116 113H118V111H117ZM171 113H172V114H171ZM189 113H190V112H189ZM41 114H42V115H41ZM44 114H45V115H44ZM52 114H53V115H52ZM96 114H98V113L96 112ZM127 114H129V113H126L125 116H124V114H123V116L125 117V119H128V118H127V117H128ZM132 114H131V116H133ZM156 114H157V116H154V115H156ZM58 115L60 116L61 114H58ZM67 115H68V116H67ZM78 115H79V116H78ZM85 115H86V114H85ZM85 115H84V116H85ZM88 115H87V116H88ZM93 115H95V112H94ZM121 115H122V113H121ZM187 115H190V116H187ZM263 115H264V112H263V114L261 115L260 120H264V116H263ZM40 116H41V117H40ZM46 116H47V117H46ZM52 116H53L54 118H53ZM61 116H62V115H61ZM69 116H71L72 118L69 117ZM73 116H74V117H73ZM119 116H120V114H119ZM123 116H121V118H124ZM134 116H133V117H134ZM178 116H179V117H178ZM182 116L185 117L184 119H187V121H186V120H183V117H182ZM67 117H68V120H69V121H70L71 119H72V120L75 119V120H74L75 122H71L72 120L70 121V122L72 123L71 131H72V132H73V131H74V132L76 131V133L73 132L74 134H72L71 131L67 130V128L70 127V126L67 127V125H68V123L66 122V120H67L66 118H67ZM90 117H91V116H90ZM92 117H93V116H92ZM129 117H130V116H129ZM133 117H132V119H133ZM177 117H178V118H177ZM192 117H193V119H192ZM37 118H38L39 121H40L39 118H41V121H42V122H43L44 119H45V120L47 119L46 121H44L45 124H47V125H46L47 127L43 124L44 122H43V123L40 122V124L42 123V126H44V130H43V127H40L41 125H40V126L36 125V124H38V123H36L37 120H35V119H37ZM69 118H70V119H69ZM175 118H177V119H175ZM189 118H190V119H189ZM261 118H262V119H261ZM77 119H78V121H76ZM90 119H91V118H90ZM117 119H118V118H117ZM117 119H115V120H117ZM34 120H35V121H34ZM48 120H50V121H48ZM79 120H81L82 123H81ZM119 120H121V119L119 118ZM119 120H117V121H119ZM146 120H145V121H146ZM188 120H189V121H188ZM190 120H191V121H190ZM242 120H243V119H242ZM242 120H241V118H239V122H242V123H243L244 121H242ZM91 121H92V120H91ZM91 121H90V122H91ZM123 121H125V120H122V122H123ZM129 121H130V120H129ZM131 121H133V120H131ZM166 121H168V120H166ZM172 121H170L171 123H169V121H168V124H171V125H172ZM184 121H185V122H184ZM194 121H195V122H194ZM33 122H35V124H34ZM46 122H47V123H46ZM51 122H52V123H51ZM60 122H61V123H60ZM65 122H66L67 124H66ZM70 122H69V124H70ZM79 122H80V125L83 124V125L86 126V127L84 126L85 128H84V127H82V128H84V131H87V134L89 133L88 135L85 134V135H87V136H84V137H83V135H82V136L80 135V134H84V133H83V129H81L80 125L78 124ZM83 122H84V123H83ZM126 122H127V124H125V122H123V123H124L125 125H127V126H128V125H129V126L131 125V124H129L130 122H128V121H126ZM54 123H56L57 125H58V123H59L60 126H57V125L54 124ZM63 123H65L66 125H65V124L63 125ZM85 123H86V124H85ZM110 123L112 124V128L109 130V132H110L111 135H112V134L114 133L113 128H114V126H115V124H116L117 122L115 123L114 121H111ZM120 123H121V121H120L117 125H119V126H123V127L125 126V125H123V123H122V124H120ZM132 123H133V122H132ZM176 123H177V124H176ZM178 123H179V125H178ZM49 124H50V125H49ZM73 124H75V125H73ZM90 124H91V123H90ZM189 124H190V125H189ZM192 124H194V125H192ZM243 124H244V123H243ZM35 125H36V126H35ZM55 125H56V126H55ZM62 125H63V127H61ZM78 125H79V127H80V130L82 131V132L80 131L81 133H80L79 131H77V128H79ZM83 125H82V126H83ZM91 125H92V124H91ZM176 125H177V126H176ZM197 125H198V126H197ZM199 125H201V126H199ZM234 125H235V124H234ZM255 125H256V124H255ZM255 125H254V126H255ZM6 126H7V125H6ZM65 126H66V129H62V128H65ZM73 126L75 127L74 130H72ZM119 126H117V127H119ZM175 126H176V127H175ZM178 126H179V127H178ZM193 126L195 127V129H194ZM208 126H209V125H208ZM248 126H249V130H250V129H251L250 126H252V125H248ZM254 126H253V128H254ZM3 127H5V126H3ZM3 127H2V128H3ZM9 127H10V126H9ZM9 127H8V129H6V132H7V130H8L9 132H7V133H10V132L12 133L13 130L11 129L12 131H10ZM36 127H37V128L40 127V128H38V130H37ZM45 127L47 128V130H46ZM54 127H55V128H54ZM56 127H57V128H56ZM190 127H191V128H190ZM200 127H202V129H200ZM6 128H7V127H6ZM10 128H11V127H10ZM49 128H50V129H49ZM59 128H61V129L59 130ZM120 128H121V127H120ZM125 128H126V127L123 128L124 130L122 129L124 133L127 132V131H126L127 129L125 130ZM129 128H130V127H128V129H129ZM131 128H133L132 125H131ZM192 128H193L194 130H193ZM196 128H197V130H196ZM255 128H256V129H255ZM255 128H254V129H251V130H253V131H252V134H253V135L251 134V135H252V137H251L252 139H251V140H252V145H253L252 148H253V150H252L251 152L254 151V144H256V143L258 142V140H257V139H259L258 132H259V131L261 132V130H262V129L259 128V125H258V129H257V126H256ZM55 129H56V130H55ZM75 129H76V130H75ZM86 129H87V130H86ZM190 129H191V130H190ZM259 129H260V130H259ZM51 130H52V131H51ZM61 130H62V133H61ZM115 130H117V131H115L116 133L120 131L119 128H118V129H115ZM118 130H119V131H118ZM133 130H134V129H130V131H133ZM184 130H185V131H184ZM195 130H196V131H195ZM205 130H207V128H206ZM255 130H257V131H255ZM258 130H259V131H258ZM4 131H5V129H4ZM39 131L41 132V135H40V136H39L40 133H38ZM50 131H51V132H50ZM58 131H59L60 133H59ZM67 131L71 132V134H70L69 132H67ZM91 131H92V132H91ZM15 132H17V134H18V131H17V130L14 131V133H15ZM78 132L80 133L79 136H78ZM90 132H91V133H90ZM109 132H108V133H109ZM120 132H121V131H120ZM133 132H134V131H133ZM136 132H137V131H136ZM136 132H134V134H135ZM182 132H183V133H182ZM14 133H12V134H14ZM108 133H107V134H108ZM116 133H114L113 135H115ZM137 133H138V132H137ZM152 133H154V134H152ZM152 133H151L150 135H153V138L155 139V140H153L152 142H155V144H156V141H157V143H158V142L163 143V144L160 143L161 146H160L159 144L157 145V147H158L162 152H164L163 150L165 149V143H167V144L169 145L170 142H173V141H170V142L167 141V140H166L161 134L159 135L161 138L158 137L159 130H157V129H156L154 132H152ZM160 133H161V132H160ZM173 133H174V132H173ZM190 133H191V135H190ZM256 133H257V134H256ZM57 134H58V135H57ZM65 134H66L67 136H66ZM68 134H69V137H70V138L68 137ZM76 134H77V135H76ZM120 134H121V136H120ZM120 134H119V136H120V139H121V141H122L123 138H126V135H128V132L126 133V135L123 134L122 132H121ZM134 134H133V135H134ZM139 134H140V133H139ZM192 134H193V135H192ZM244 134H245V135H244ZM244 134H243L244 137L242 136V138L245 139V138L247 137V134H246V133H244ZM263 134H264V133H263ZM2 135L5 136L6 134L2 133ZM54 135H55V136H54ZM62 135H63V138L61 137ZM64 135H65V136H64ZM91 135H92V137H91ZM109 135H110V134H109ZM109 135H108V136H109ZM113 135H112V137H113ZM117 135H118V133H117ZM129 135H130V132H129ZM129 135H128V137H127V138L129 139L128 141L131 140L130 142H132V139H133V142L135 141L134 143H136V142L139 141V143L142 144L141 146H142L143 148H142L141 146H139V147H141V148L143 149L142 151H145V152H144L145 156H146L147 154H150V155L153 154V153H152L153 150L150 151V150L147 149L148 151H150V152L147 153V154H146L147 150H144V149H146L145 147H146V146H149V145H150V142H151L150 139H149L148 142H146V141L148 140V137H146L145 135L141 134V135H142V136H141V137H142L141 139L139 138V136H137L138 138L135 137V138L130 139V138H129V137H130ZM135 135H137V134H135ZM135 135H134V136H135ZM150 135H149V136H150ZM154 135H155V136H154ZM195 135H196V134H195ZM254 135H255V136H254ZM256 135H257V138H256ZM259 135H260V133H259ZM3 136H0V137H3ZM41 136H42V138L39 139V137H41ZM56 136H57V137H56ZM72 136H73V137H72ZM77 136H78V137H77ZM80 136H81V137H80ZM134 136H132V137H134ZM219 136H220V135H216V136H214V137H210L212 140H211L209 137L207 138V140H208V141L210 140V142L214 140L213 142L215 143V145H214L213 142H212L213 144L209 143V145H210L211 147H210L209 145H208V146L204 145V143L202 142L203 140L200 139L199 135L197 136V138H198L197 141H199L198 144H200V147H202V148L204 147L205 149L210 148V150H209V149H208V150H209L210 152H213V154H214V153L216 152V149H217L215 146H217L218 141L221 140V138H220V139L218 138ZM82 137H83V138H82ZM104 137H105V136H104ZM110 137H111V136H110ZM110 137H109V138H110ZM112 137H111V138H112ZM182 137H183V138H182ZM195 137H196V136H195ZM215 137H216L217 139H216ZM262 137L264 138V135H262ZM27 138H28V137H27ZM31 138H30V139H31ZM58 138H59V139H58ZM65 138H66V139L68 138V140H66ZM113 138H114V137H113ZM136 138H137V139H136ZM149 138H151V137H149ZM153 138H152V139H153ZM159 138H160L161 140H163V142H162V141H159V140H160ZM185 138H186V139H185ZM213 138H214V139H213ZM38 139H39V140L42 139L43 141L41 140V141L39 142ZM56 139H57V140H56ZM76 139H77V140H76ZM78 139H79V140H78ZM93 139H94V138H93ZM93 139H92V140H93ZM102 139H103V137H102ZM120 139H119V140H120ZM138 139H139V140H138ZM175 139H176V138H175ZM27 140H28V139H27ZM27 140H26V141H27ZM51 140H52V141H51ZM62 140H63V141H62ZM74 140H76L77 142L74 141ZM114 140H115V139H114ZM116 140H117V139H116ZM119 140H117V141H119ZM126 140H127V139H126ZM136 140H137V141H136ZM141 140L143 141V143H142ZM176 140H178V139H176ZM176 140H174V142H173V143H175L174 145L171 143V145H170L171 147L174 146V148H178V146L176 147V142H175ZM242 140H243V139H242ZM255 140H256V142L254 143ZM34 141H35V143H34ZM93 141H94V140H93ZM93 141H92V142H93ZM109 141L111 142V141H113V140L109 139ZM197 141H196V142H197ZM215 141H217V142H215ZM263 141H264V139H263ZM29 142H30V140H29ZM37 142H38V144L40 143V144H39L40 148H38V146H37ZM41 142H42V143H41ZM67 142H68V143H67ZM102 142H103V141H102ZM102 142L99 143V144H102ZM168 142H169V143H168ZM182 142H183V143H182ZM226 142L229 143L228 138L226 139ZM27 143H28V142H27ZM44 143H46L47 146H46ZM47 143H48V144H47ZM51 143H52V144H51ZM53 143H55V144H53ZM85 143H86V141H85ZM103 143H104V142H103ZM114 143H117V142L113 141V144H114ZM146 143H147L148 145H147ZM185 143H186L187 145H186ZM67 144H68V145H67ZM118 144H121L120 141L118 142ZM130 144H133V143H130ZM4 145H5V144H4ZM48 145H49L50 147H49ZM66 145H67V146H66ZM115 145H116V144H115ZM121 145H122V144H121ZM134 145H140V144L136 143V144H134ZM144 145H145V147H144ZM152 145H153V144H152ZM11 146H13V148H11ZM36 146H37V147H36ZM52 146H53V147H52ZM55 146H56V147H55ZM92 146H95V145L92 144ZM154 146H155V145H154ZM24 147H23V149H24ZM46 147H47V148H46ZM48 147H49V148H48ZM71 147H72L73 149H72ZM81 147H83L84 149H83V148L81 149ZM100 147H103V149H104V147L106 148L105 144H102V146H100ZM134 147H137V146H134ZM151 147H152V146H151ZM185 147H186V148H185ZM1 148H2V147L0 146V149H1ZM21 148H22V147H21ZM42 148H43V150H42ZM51 148H52L53 150H52ZM55 148H56V152H55ZM78 148L80 149V151H79ZM141 148H139V149H141ZM149 148H150V147H149ZM152 148H153V147H152ZM154 148H156V146H155ZM154 148H153V149H154ZM158 148H157V149H158ZM163 148H164V149H163ZM189 148H190V149H189ZM202 148H199V150H201L203 153H205L206 151H208V150H205L204 148H203V150H205V151H203ZM40 149H41V150H40ZM65 149H66V150H65ZM67 149H68V150H67ZM76 149H77L78 151H77ZM100 149H102V148H100ZM119 149H120V148H119ZM136 149H138V147H137ZM150 149H151V148H150ZM1 150H3V149H1ZM51 150H52V151H51ZM57 150H58V151H57ZM71 150H73L74 152L77 151V153H81L83 150H86V152L83 151L82 153L85 154V156L87 155V158H88V157L90 158V160H89V159H86V157H83V158H82V156H84V155L81 156V158L83 159V161H84V159H86V160L89 161V163H88V161H87V164L81 162L83 166H84V164H85V166L81 168L82 171H83L84 169H86L87 166H88V168L85 170V172H82L81 170H79L80 173H81V174H80V173H79V174H80L81 176L83 175L82 178H81V176H80L79 174H77V177H78L79 180H78V179H76V180H77L78 182L80 181V183H78L77 181H76V182H77L78 184H81V181H83V184H81L82 186H81V185H78V186H75V185H74V184H76V182H74V180H75L74 178H76V176H75L76 174L73 173V174H74V178L72 177V179H71L70 182L65 181V180H69L70 178H69V179H66V177H68V176H65V177H64V175H63V174H65V173L68 171V169H70V168H68L67 170H65V168L68 167L67 164H70L71 161H72V163H73L74 161H76V160L78 161V158H79V157L77 158V156H76V159H75V156H74V158H73L74 160H71V159H70L71 157L69 158V156H73L72 154L69 155L70 153H73ZM81 150H82V151H81ZM154 150H156V149H154ZM188 150H189V151H188ZM3 151H4V150H3ZM6 151H5V152H6ZM23 151H20V150H19L18 153H20V152L23 153ZM102 151H104V150H102ZM157 151H158V152H157L156 154H159V156H160L161 152H159V150H157ZM36 152L39 154V157L37 156L38 154L36 155V156L38 157V158L36 157L37 159L34 157V155L36 154ZM48 152H49V153H48ZM69 152H70V153H69ZM84 152H85V153H84ZM95 152H96V151H95ZM1 153H2V151H1ZM13 153H14V154H13ZM43 153H45V156H44ZM55 153H56L57 155H56ZM82 153H81V154H82ZM200 153H201V152H200ZM203 153H201V154L203 155ZM249 153H250V152H249ZM42 154H43V155H42ZM187 154H188V153H187ZM205 154H206V153H205ZM16 155H15V157H16L15 159H17V156H16ZM23 155H24V156H23ZM29 155H30L31 157H30ZM76 155H78V154H76ZM95 155H96V157H95ZM154 155H155V154H153V156H154ZM32 156H33V157H32ZM58 156H59V157H58ZM78 156H79V155H78ZM143 156H144V155H143ZM153 156H151V157H153ZM24 157H27L28 159L26 158V159H27V160H26ZM40 157H41V158H40ZM56 157H57V159H60V160L55 159ZM147 157L149 158L150 156L148 155ZM151 157H150V158H151ZM154 157H155V156H154ZM154 157H153V158H154ZM157 157H158V156H157ZM157 157H156V159H157ZM199 157H200V156H199ZM21 158H23V159H21ZM43 158H44V159H43ZM46 158H47V159H46ZM48 158H49V159H48ZM64 158H66V159H64ZM81 158H80V159H81ZM94 158H93V159H94ZM153 158H152V161H154ZM29 159H30V161L33 159V161H31V164H30ZM39 159H41L42 162H41V160H39ZM80 159H79V161H81ZM156 159H155V160H156ZM158 159H159V158H158ZM158 159H157V163H158L159 160L161 161V157H160L159 160H158ZM192 159H193V160H192ZM211 159H212V158H211ZM20 160H21V161H20ZM38 160H39V161H38ZM144 160H146V159H144ZM150 160H151V159H149L148 161H150ZM162 160H163V159H162ZM203 160H204V159H203ZM28 161H29V162H28ZM48 161H49V162H48ZM53 161H54L55 163H57V165H56L55 163H53ZM60 161H62V162H66V163H62V162H60ZM77 161H76V162H77ZM94 161H95V160H94ZM148 161H147V163H150V162H151V161H150V162H148ZM198 161H199V162H198ZM50 162H51V163H50ZM58 162L61 163V166H60V164H58ZM92 162H93V161H91V163H92ZM95 162H97V161H95ZM205 162H206V163H205ZM209 162H210V163H209ZM5 163H7V164H9V165H6ZM72 163H71V164H72ZM74 163H75V162H74ZM155 163H156V162H155ZM157 163H156V164H157ZM162 163H163V162H162ZM200 163H201V164H200ZM27 164H28V166H27ZM51 164H52V165H51ZM54 164H55V165H54ZM64 164H65V165H64ZM71 164H70L69 166H71ZM76 164H77V163H76ZM78 164H79V162H78ZM78 164H77V165L74 164L75 167L78 166ZM152 164H153V163L151 162V165H152ZM192 164H193V163H192ZM214 164H215V166H214ZM24 165H26L27 167L25 166V168H24ZM46 165H47V166H46ZM63 165H64L65 168L63 167ZM74 165H73V166H74ZM82 165H81V166H82ZM89 165L94 166V167L91 166L93 169H90ZM160 165H161V162H160ZM14 166H12V167L10 168V171H8V172L5 171V172H7L8 174H9V173H12L14 170H13L12 172H11V170L13 169ZM42 166H43V167H42ZM53 166H54V167H53ZM56 166H58V167L60 166V167H59V168L57 167L58 169H56ZM66 166H67V167H66ZM79 166H80V165H79ZM44 167H45V169H44ZM40 168H43L44 170H43V169H40ZM52 168H53L54 170H52ZM62 168H63L64 170H62ZM29 169H30V168H29ZM75 169H77V167H76ZM7 170H8V169H7ZM35 170L31 168L32 174H33V172H34ZM42 170H43V171H42ZM55 170H56V172H55ZM61 170H62V173H61ZM71 170H72V169H71ZM77 170H78V169H77ZM87 170H89V171L87 172ZM205 170H206V171H205ZM28 171H30V170H28ZM51 171H54V173L51 172ZM57 171H58V172H57ZM75 171H76V170H74V172H75ZM79 171H78V172H79ZM90 171H92V172H90ZM95 171H96V170H95ZM203 171H204V172H203ZM36 172H37V171H36ZM36 172H34V173H36ZM63 172H64V173H63ZM72 172H73V171H72ZM76 172H77V171H76ZM115 172H116V169H115ZM206 172H207V173H206ZM14 173H13V174H14ZM19 173H18V174H19ZM48 173H49V174H48ZM56 173H57V174H56ZM67 173H68V172H67ZM87 173H88V174H87ZM95 173H96V172H95ZM97 173H98V171H97ZM117 173H118V172H117ZM117 173H116V174H117ZM203 173H204V174H203ZM1 174H3V173H1ZM32 174H31V175H32ZM61 174H62L63 176H62ZM68 174H69V173H68ZM73 174L70 173L69 176H70V175L73 176ZM116 174H115V175H116ZM4 175H6V174H3V177H5ZM41 175H42V177H40ZM52 175H54V176L56 175V176H55L56 178H55L54 176H52ZM59 175H60V176H59ZM65 175H66V174H65ZM85 175H86V176L89 175V177L87 176V179H86V178H85V177H86ZM94 175H95V174H94ZM96 175H97V174H96ZM7 176H8V175H7ZM7 176H6V178H7ZM9 176H10V175H9ZM11 176H13V175H11ZM22 176H23V178H22ZM44 176L47 177V178H45ZM209 176H210V177H209ZM216 176H217V177H216ZM1 177H2V176H1ZM3 177H2V178H3ZM18 177H19V178H18ZM24 177H25V178H24ZM26 177L29 178V180H28L27 182H26ZM43 177H44V178H43ZM49 177H50V178L52 177V179H50ZM94 177H95V176H94ZM10 178H11V177H10ZM12 178H13V177H12ZM16 178H17V179H16ZM31 178H34V179L36 178V180H35V181H36L35 186H38V188H39L40 190L38 191V190H37L38 188H37V187L35 188L34 185H32V186L34 187L33 189H36V190H37V191L34 190V193H35V192H37V193H35V194H30V196L33 195V196H31L30 198H28V197H26V196L24 195L25 198H26V199L28 198V199H27V200H26V199H24V200L22 199V201H21V199H20L21 203H18V200H19L18 198H20V197H18V195L22 193V192H21V191H23L22 189H25V187H26L27 185H29V184H28L29 182L31 183V180H34V179H31ZM88 178H89V179H88ZM95 178H97V176H96ZM100 178H101V177H99V179H100ZM115 178H116V177H115ZM118 178H119V180H120V176H119ZM0 179H1V178H0ZM20 179H21V180H20ZM24 179H25V180H24ZM43 179H44V182H43ZM82 179H83V180H82ZM84 179H85L86 182H87L86 185H85L86 182H84V181H85ZM99 179L97 178V180H98L97 183H98V182L100 183V181H102V179H100V180H99ZM215 179H214V180H215ZM40 180H41V182H40ZM50 180H51L52 183L49 182ZM60 180H61V181H60ZM93 180H94V178H93ZM115 180L117 181V179H115ZM115 180H114V181H115ZM119 180H118V181H119ZM194 180H195V179H194ZM64 181H65V182H64ZM104 181H105V180L103 179V182H104ZM120 181H121V180H120ZM120 181H119V182H120ZM192 181H193V179H192ZM192 181L190 180L189 183H193ZM21 182H23V183L25 182V183L23 184V183H21ZM32 182H33V181H32ZM45 182H46V183H45ZM57 182H58V183H57ZM103 182H102V183H103ZM119 182H118V183H119ZM17 183H18V184H17ZM43 183H44V184H43ZM50 183H51V184H50ZM88 183H89V184H88ZM94 183H95L96 185H98L95 181H94ZM94 183H93V184H94ZM118 183H117V184H118ZM238 183H239V184H238ZM10 184H11V185H10ZM37 184H38V185H37ZM45 184H46V185H45ZM58 184H59V185H58ZM62 184H63L65 187H64ZM103 184H105V183H103ZM103 184H99V185H102V186H103ZM122 184H123V182H122ZM237 184H238V185H236V190H237V191H238V190H240V191L242 190L241 195H246V194L250 193L249 191H251V188H252L251 183H249V182L247 183V181L244 182V180H238ZM246 184H247V185H246ZM17 185H18V186H17ZM20 185H23V186H20ZM30 185H31V184H30ZM51 185H52V186H51ZM76 185H77V184H76ZM87 185H88V186H87ZM96 185H95V187H96ZM99 185H98V186H99ZM120 185H121V184H120ZM41 186H42V187H41ZM46 186H50V188H51L52 191H50L49 187H47V188H48V189H47ZM54 186H55L56 188H54ZM67 186H68V187H67ZM70 186H71V187H70ZM91 186L93 187L94 185L91 184ZM19 187H20L21 190H19ZM30 187H31V186H30ZM30 187L28 186L27 188H29V190H31ZM43 187H45V188L42 189ZM63 187H64V188H63ZM66 187H67V188H66ZM82 187H83V188H82ZM86 187H89L90 189H89V188L87 189ZM103 187L105 188V186H103ZM103 187H100V188H102V189H100V190L103 191V190H104ZM122 187H124V186L122 185ZM122 187H121V188H122ZM70 188H71V189H70ZM93 188H94V187H93ZM119 188H120V187H119ZM121 188H120V191H122ZM124 188H125V187H124ZM237 188H238V189H237ZM239 188H240V189H239ZM244 188H245V189H244ZM45 189H47V191H46ZM86 189H87V190H86ZM125 189H126V188H125ZM125 189H124V191H125ZM7 190H4V192L7 191ZM11 190L13 191V189H11ZM25 190H26V189H25ZM25 190H24V191H25ZM44 190H45V191H44ZM48 190H49V191H48ZM64 190H66V191H64ZM69 190H73L72 193H69ZM93 190H95V188H94ZM117 190H118V188H117ZM0 191H1V192H0V195L3 193V195L6 197V194H4V192L1 190V188H0ZM24 191H23V192H24ZM26 191H28V189H27ZM31 191H32V190H31ZM31 191L28 192V193H31ZM42 191H43L44 193H43ZM90 191H92V192H90ZM9 192H11V191H8V193H9ZM19 192H20V193H19ZM38 192H41V195H40V193L38 194ZM65 192H66V193H65ZM83 192H84V193H83ZM104 192L107 193L106 189H105ZM126 192H127V191H126ZM245 192H246V193H245ZM26 193H27V192H26ZM45 193H46V195H45ZM60 193H61V194H60ZM67 193H68V194H67ZM75 193H76V192H75ZM81 193H82V194H81ZM93 193H94V194H93ZM96 193H97V194H96ZM106 193H105V195H108V196H109V194H106ZM95 194H96V195H95ZM102 194H104V193L102 192ZM102 194H99L100 196L98 195V197H99V199L102 198L103 201H100L99 199H97V200L100 201V204H97V202H99V201H97V200H96V202L94 201V202L97 204V206H98V205H102V204H104L105 207H107V204L110 203V204L108 205V206H109L108 208L111 209V208H116V207H117V206H116V207H112V205H113V201H111L110 199H109V201H108L106 198H104V197L101 196ZM137 194H138V193H137ZM77 195L75 194L74 196H77ZM90 195H91V196H90ZM140 195H141V194H140ZM7 196H8V195H7ZM21 196H23V193H22ZM27 196H28V195H27ZM56 196H57V197H56ZM74 196H73V197H74ZM94 196H95V197H94ZM103 196H104V195H103ZM137 196H138V195H137ZM0 197H1L0 199H1V201H2L3 198H2V196H0ZM51 197H52V198H51ZM69 197H70V196H69ZM73 197H71V198H73ZM87 197H88V198H87ZM139 197H141V196H139ZM22 198H23V197H22ZM49 198H50V199H49ZM55 198H56V199H55ZM108 198H109V197H108ZM8 199H10V200H8ZM17 199H18V200H17ZM68 199L71 201V202H69V203H71V206H70L71 208L69 207V204H68V201H67ZM77 199H78V197H77ZM104 199H106L109 203H108V202L104 203V202L106 201V200L104 201ZM5 200H3L2 202L0 201V204H5V203H6V202H4ZM53 200H54V201H53ZM55 200H56L57 202H56ZM64 200H65L66 203L64 202ZM75 200H76V199H75ZM79 200H78V201H79ZM15 201H17V202H15ZM78 201H77V202H78ZM86 201H87V203H86ZM30 202H31V203H30ZM33 202H34V203H33ZM39 202H41V203H39ZM62 202H63V203H62ZM32 203H33V204H32ZM56 203H57V204H56ZM61 203H62V204H61ZM75 203H76V202H75ZM85 203H86L87 205H86ZM92 203H93V202H92ZM92 203H91V204H92ZM115 203H116V202H115ZM30 204H32L31 207L28 206V205H30ZM38 204H39L40 206H39ZM59 204H60V205H59ZM63 204H68L67 209H70L71 211L65 210V209H64L65 207L63 206ZM77 204H78V205H82V203L80 204L79 202L76 203V205H77ZM91 204L89 203V206H91ZM93 204H94V203H93ZM34 205L37 206V207H35ZM41 205H43V206H41ZM51 205H52V206H51ZM58 205H59V206H63V208L60 207L61 209H58V207H59ZM94 205H95V204H94ZM94 205H92L91 207H94V209H95V206H94ZM21 206L23 207V209H24L26 206H28V207H27V208H28V211H26V210H22V209H19ZM45 206H47V207H45ZM56 206H58V207H56ZM113 206H114V205H113ZM29 207L32 208V209H29ZM39 207H40V208H39ZM43 207H44V209H43ZM52 207H53V208H52ZM54 207H56L57 210H56ZM105 207H103V208H105ZM233 207H234V206H233ZM246 207H247V208H246ZM246 207H245V209L247 210L249 207H248V206H246ZM27 208H26V209H27ZM50 208H51L52 210H51ZM87 208H88V206H87ZM89 208H90V207H89ZM41 209H42V210H41ZM48 209H49V211H48ZM90 209H91V208H90ZM94 209H91V210H93V213H92L91 210H90L91 212H89V210H88L89 214H90V213H91V214H94V213L96 212L94 215H91V214H90V217H91V216H92V217L94 216L93 218H91V219L89 218V219L92 221V223L90 222V224H93V221H94V224H93V225H95V222H98L99 220L104 219V217H105V219H106V216H107V214H105L106 216H104V214H103V215H102V214H99V212H100V211H99L100 207H99V209H98V207H96V210H95V211H94ZM97 209H98V210H97ZM110 209H108V210H110ZM116 209H117V208H116ZM2 210H3V211H2ZM21 210L23 211V213H24V211H25V213H26L27 215L25 214V216H24V214H21V212H20ZM34 210H35V211H34ZM44 210H46V211H45L46 213L44 212ZM54 210H55V211H54ZM84 210H85V209H84ZM106 210H107V209H106ZM106 210H104V211H106ZM31 211H32V212L34 211V214H33ZM65 211H68V212H65ZM97 211H99V212L97 213ZM110 211H111V210H110ZM27 212H28V213L30 212V214H31V215L29 214V217H27V216H28V213H27ZM41 212H43V213H41ZM47 212H48V213H47ZM56 212L58 213V215H56V214H57ZM86 212H87V210H86ZM88 212H87V214H88ZM244 212H245V211H240V212H239L240 215H239V213H238V215H239L238 217L242 216V214H244ZM75 213H76V215H75ZM102 213H103V212H102ZM105 213H106V212H105ZM107 213H110V212H107ZM213 213H214L213 211L210 212L211 215H212ZM7 214L10 215V217H11V216L15 217L14 221H11V220H13V218H11V220H9V217H7V216H8ZM32 214H33V215H32ZM44 214H45V215H44ZM87 214H86V215H87ZM89 214H88L87 216H89ZM98 214H99V215H98ZM122 214H123V213H122ZM122 214H120V215H122ZM210 214H209V216H210ZM6 215H7V216H6ZM35 215H36V216H35ZM95 215H96V216H95ZM111 215H115L114 211L111 212ZM118 215H119V214H118ZM1 216H3V218H1ZM30 216H31V217H30ZM40 216H41V217H40ZM65 216H66V215H65ZM65 216H64V217H65ZM70 216H71V215H70ZM78 216H79V217H78ZM87 216H86V217H87ZM109 216H110V214H109ZM122 216H123V215H122ZM4 217H5V218H4ZM16 217H17V220H16ZM22 217H23V218L27 217L26 220L22 219V220H24L25 222L22 221V220L20 219V218H22ZM36 217H37V218H36ZM38 217H39L40 219H39ZM61 217H59V218H61ZM64 217H63V219H64ZM115 217H117V215H116ZM115 217L113 216L112 218H115ZM46 218H47V220H46ZM68 218H69V216H68V217H67V216L65 217V219H66L65 222H67ZM96 218L99 219V220H96ZM109 218H110V217H109ZM112 218H111V219H112ZM18 219H20V220H18ZM38 219H39V220H38ZM41 219H42V221H43V220H45V221L42 222V221H40ZM49 219H50V220H49ZM65 219H64V220H65ZM86 219L88 220V218H86ZM86 219H84V220H86ZM92 219H94V220H92ZM48 220H49V221H48ZM51 220H54V221H51ZM57 220H58V219H57ZM70 220H71V219H70ZM70 220H69V221H70ZM75 220H76V219H74V222H73V220H72L71 223H72V224L75 223V222L77 221V220H76V221H75ZM78 220H79V219H78ZM81 220H80V221H81ZM90 220H89V221H90ZM95 220H96V221H95ZM82 221H83V220H82ZM89 221H88V222H89ZM4 222H5V223H4ZM34 222H35V223H34ZM38 222H39V223H38ZM50 222H51V223H50ZM56 222L58 223L59 221H56ZM61 222H63V221H61ZM83 222H86V221H83ZM33 223H34V225L37 224L36 226H37L38 228L36 227V228H37V229L35 228L36 230H34V228H33V227H35V226L33 225ZM63 223H64V222H63ZM63 223H62V227H60V228H61L60 230H64V231H63V234H61L62 231H61V232H58V230H59V225H61L60 223H58V226H57L58 229L55 228V226H56L55 224H54L55 226L52 227V229H53V233L57 234V235L54 234V235H55V239H56V237H57V238L59 237L57 240H59L61 237H62V239H63V238H65V237H67V236H66L67 234H68V235L70 234L69 232H68V233L66 232V229H67V231H69V230H68V228L63 227ZM76 223H79V222H76ZM6 224H7V225H6ZM64 224H66V223H64ZM68 224H70V223H67V224H66L67 227H68ZM72 224H70V225H72ZM84 224H85V223H84ZM96 224H97V223H96ZM13 225H15V226H13ZM66 225H64V226H66ZM87 225H88V224H87ZM161 225H163V224H161ZM32 226H33V227H32ZM51 226H50V227H51ZM73 226H74V225H72V227H73ZM76 226L78 227V224H76L75 227H76ZM82 226L86 227L87 229L89 228L88 226H85V225H81V227H82ZM14 227H15V228H14ZM31 227H32V228H31ZM41 227H42V226H41ZM50 227H49V228H50ZM72 227L70 226V228L73 230ZM84 227H83V228H84ZM96 227H97V225H96ZM160 227H161V226H160ZM12 228H13V229H12ZM62 228H65V229H62ZM78 228H79V227H78ZM5 229H8V232H7V230H5ZM11 229H12V230H11ZM75 229H76V228H75ZM79 229H80V228H79ZM10 230H11V231H10ZM15 230H16V231H15ZM76 230H77V229H76ZM96 230H97V229H96ZM98 230H99V229H98ZM98 230H97V231H98ZM25 231H26V229H25ZM30 231H29V232H30ZM39 231H40V230H39ZM39 231H38V233H39ZM2 232H3V233H2ZM21 232H22V234H21ZM46 232H47L48 234H47ZM70 232H72V231H70ZM8 233H9V234L11 233V234L9 235ZM33 233H34V232H33ZM53 233H52V234H53ZM58 233H59V234H58ZM65 233H67V234L65 235ZM73 233H74V232H73ZM75 233H76V231H75ZM3 234H4V235H3ZM25 234H26V233H25ZM34 234H35V233H34ZM36 234H37V233H36ZM39 234H40V233H39ZM52 234H51V235H52ZM60 234H61L62 236H61ZM96 234H100V233H97V232H96ZM17 235H18V236H17ZM26 235H28V234H26ZM26 235H25V239H26V237H27ZM29 235L31 236V233H30ZM32 235H33V234H32ZM41 235H42V233L40 234V236H41ZM43 235H42V236H43ZM70 235H71V234H70ZM75 235H76V234H75ZM9 236H10V237H9ZM11 236H12V237H11ZM14 236H15V237H14ZM16 236H17V237H16ZM63 236H64V237H63ZM94 236H95V235H94ZM8 237H9V238H8ZM19 237H20L21 240L19 239ZM34 237H35L34 240H35V242H36V244H37V241H36V240H39V238H38L37 236H35V235H34ZM48 237H49V236H48ZM69 237H70V236H69ZM69 237H68V239H69ZM7 238H8V239H7ZM28 238H30V237H28ZM28 238L26 239L28 242L31 241V240H33L32 238H30V240H28ZM37 238H38V239H37ZM43 238L46 239L47 237H46V238H45V237H42V239H43ZM96 238H97V236H96ZM23 239H24V238H23ZM25 239H24V241H22V242H23L24 244H28V242H25ZM42 239H41V240H42ZM53 239H54V238H53ZM55 239H54V240H55ZM62 239H61V241L59 240L60 242H59V241L56 242V245H57V246H56V245L52 246V244L49 245V244H48V243H49L48 241H49L50 239H49V240L47 239V240H48L47 242L44 241V240H42V241L40 242L41 245H42V243H43V245H42L43 247L40 245V246L43 248V250L41 249V247H40V248L38 247L39 250H40V249L42 250V256H41V258H42V264H47V261L49 262L48 264H55V263H56V264H60V263L63 261V259H62V261H61L60 259H61V258H66V257H63L62 255L60 256V254H59V256H58V254H56L57 252L59 253V251H60V252H61V251L63 252L64 250H66L65 248H67L66 245H65L64 243H62ZM73 239H75V238H74V235H73ZM57 240H56V241H57ZM70 240H71V238H70ZM75 240H76V239H75ZM43 241H44L45 243H47V244H45ZM64 241H65V240H64ZM120 241H121V239H120ZM11 242H12V243H11ZM31 242H32V241H31ZM31 242H29V244H31ZM68 242H69V241L66 242L67 245L69 244ZM71 242H72V241H71ZM73 242L76 243V241H73ZM104 242H105V241L102 240V242H100L101 245H100L99 243L97 244L98 247H99V248H98L99 250L102 249V246H103V243H104ZM9 243H10V244H9ZM23 243H21L22 246H26V245H23ZM40 243H39V244H40ZM51 243H52V242H51ZM53 243H54V242H53ZM120 243L122 244V243H124V241L122 240ZM120 243H119V244H118V243L115 244V245H117V247H115V245H114L115 250H114V252L112 251V252H113V253H112L113 256L111 257V253L108 254V255H106V256H105L106 258H104V259H106L105 262L102 263V262L104 261V260L102 259V261H99V264H100V263H102V264H119V261H120V260H121V261H120L121 264H127V261H125V259H124V258H125V256H124V252H123V256H124V258H123L121 250L119 251V249H124L125 245L123 244L124 246H123V248H122V246H120V245H121ZM8 244H9V245H8ZM32 244L34 245L33 242H32ZM32 244H31V245H32ZM54 244H55V243H54ZM44 245H45V246H44ZM118 245H119V246H118ZM15 246H16L17 248H15ZM35 246H36V248H37V245H35ZM50 246H51V247H50ZM6 247H7V248H6ZM12 247L15 248L14 250L18 249L19 252H17V251H16L17 253L13 252V249H10V248H12ZM29 247H30V246H29ZM33 247H34V246H33ZM46 247H48L47 250H46ZM58 247H60V248L62 247V249L57 250ZM262 247H263V246H262ZM34 248H35V247H34ZM69 248H71V247L69 246ZM263 248H264V247H263ZM19 249H22V252H24V251H25V252L22 253L21 250H19ZM54 249H56L55 252H54ZM96 249H97V248H96ZM9 250H10V252H9ZM41 250H40V252L38 251V252L40 253L39 255H41ZM76 250L79 251V250H81V249L79 248V249H76ZM117 250H118V251H117ZM33 251H35V250H33ZM33 251H32V253H33ZM52 251H53V252H52ZM78 251H77V253H78ZM81 251H82V250H81ZM116 251H117V253H116ZM122 251H123V250H122ZM125 251H126V250H125ZM27 252H28V251H27ZM29 252H30V254H28V256H32L33 254H31V251H29ZM35 252H36V251H35ZM46 252H52V253H49V255L51 254V256H52V259L49 260V258H50L51 256L48 257V258L46 257V256H48V253L45 254ZM62 252H61V253H62ZM85 252H86V251H83V252H82V253H84L85 255H83L81 252H80L81 254H79V256H81L82 259H83V258H87L88 256H90L89 252H86L87 254H86ZM36 253H37V252H36ZM63 253H64L63 255H66V254L69 255V258H70V259L66 258V261L69 263V260H71V259H72V256H73L74 254H76V251H75L74 249H69V250H67V251H64ZM69 253H74V254L71 256ZM95 253H96V252H95ZM118 253H120V254H118ZM37 254H38V253H37ZM55 254H56V256H57V260L60 258V259H59V260H60L59 263H57L58 261H56V259H55V257H56V256H54ZM93 254H94V253H93ZM35 255H36V254H35ZM35 255H34V256H35ZM76 255H78V254H76ZM91 255H92V254H91ZM95 255H96V254H95ZM109 255H110V258H109V257L107 258V256H109ZM116 255H117V256H116ZM125 255H126V254H125ZM28 256H27V257H28ZM34 256H32L31 259H32ZM79 256H75V255H74L73 258L77 257V259L79 260ZM263 256H264V255H263ZM36 257H37V256H36ZM39 257H40V256H39ZM67 257H68V256H67ZM93 257H94V256H93ZM159 257H161V255H159ZM41 258H40V259H41ZM46 258H47L48 260H47ZM115 258H116L117 260H116ZM121 258H122V259H121ZM10 259H12V260H10ZM36 259H37V258H35V261H37V262H38V260H40V259H38V260H36ZM77 259H76V260H77ZM110 259H111V261H110ZM32 260H33V261H30V260L28 259V261H30L31 263H35L34 259H32ZM72 260H73V259H72ZM80 260H81V259H80ZM157 260H159L158 257H157ZM9 261H10V262H9ZM20 261H21V260H20ZM122 261H123V262H122ZM1 262H2V263H1ZM18 262H19V261H18ZM37 262H36V263H37ZM54 262H55V263H54ZM67 262H66V264H68ZM74 262H75V259H74ZM108 262H109V263H108ZM124 262H125V263H124ZM26 263H24V264H26ZM38 263H39V262H38ZM40 263H41V261H40ZM75 263H77V262H75ZM18 264H20V262H19ZM21 264H22V263H21ZM63 264H65V262H64Z\"/></svg>",
	"mask_w": 264,
	"mask_h": 264
}]
</instances>
